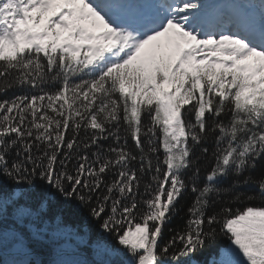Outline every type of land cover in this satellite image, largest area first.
Returning a JSON list of instances; mask_svg holds the SVG:
<instances>
[{
  "label": "snow or ice",
  "instance_id": "1",
  "mask_svg": "<svg viewBox=\"0 0 264 264\" xmlns=\"http://www.w3.org/2000/svg\"><path fill=\"white\" fill-rule=\"evenodd\" d=\"M3 249L264 264V0H0Z\"/></svg>",
  "mask_w": 264,
  "mask_h": 264
},
{
  "label": "trees",
  "instance_id": "2",
  "mask_svg": "<svg viewBox=\"0 0 264 264\" xmlns=\"http://www.w3.org/2000/svg\"><path fill=\"white\" fill-rule=\"evenodd\" d=\"M227 183V182H225ZM248 191H255L254 188H249L247 189ZM191 202V198H186L184 200L181 201V205H180V211L177 213L176 216H174L171 221L167 224V229H172L175 230L179 227H183L184 223H185V219H182V217L184 216L186 209L189 205V203ZM92 226L95 229L96 225L95 222H92ZM172 235V232L166 230L164 233V239H168L170 236ZM114 243V241H113ZM10 250V249H8ZM210 255V250H205L203 252H197L196 255L194 257H192V259L194 260H207V258H209ZM4 260H7L6 256L3 255L2 253H0V264H3ZM182 264H184V262H182Z\"/></svg>",
  "mask_w": 264,
  "mask_h": 264
},
{
  "label": "rangeland",
  "instance_id": "3",
  "mask_svg": "<svg viewBox=\"0 0 264 264\" xmlns=\"http://www.w3.org/2000/svg\"><path fill=\"white\" fill-rule=\"evenodd\" d=\"M0 253H2L3 255L6 256L7 260H10L13 258V255L11 253V250H8V249H3V250H0ZM208 259V258H207ZM199 261V260H197ZM204 260H201V262H203ZM206 261V260H205Z\"/></svg>",
  "mask_w": 264,
  "mask_h": 264
}]
</instances>
